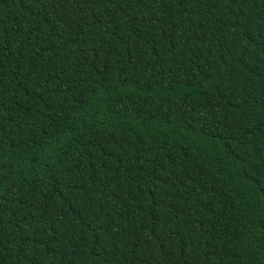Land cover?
<instances>
[{
	"label": "trees",
	"instance_id": "obj_1",
	"mask_svg": "<svg viewBox=\"0 0 264 264\" xmlns=\"http://www.w3.org/2000/svg\"><path fill=\"white\" fill-rule=\"evenodd\" d=\"M0 264H264V0H0Z\"/></svg>",
	"mask_w": 264,
	"mask_h": 264
}]
</instances>
